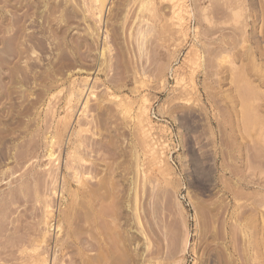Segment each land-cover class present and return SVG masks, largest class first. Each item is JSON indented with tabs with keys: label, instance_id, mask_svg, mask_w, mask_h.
<instances>
[{
	"label": "rangeland",
	"instance_id": "obj_1",
	"mask_svg": "<svg viewBox=\"0 0 264 264\" xmlns=\"http://www.w3.org/2000/svg\"><path fill=\"white\" fill-rule=\"evenodd\" d=\"M46 261L264 264V0H0V264Z\"/></svg>",
	"mask_w": 264,
	"mask_h": 264
},
{
	"label": "bare ground",
	"instance_id": "obj_2",
	"mask_svg": "<svg viewBox=\"0 0 264 264\" xmlns=\"http://www.w3.org/2000/svg\"><path fill=\"white\" fill-rule=\"evenodd\" d=\"M80 92H81V91H80ZM84 93H85V92H84ZM82 95H83V94H82ZM82 95H81V93H80V97H81ZM84 97H85V96H84ZM103 208H104V207H103ZM105 210H106V209H104V211H105ZM101 214H102V213H101ZM103 214H104V212H103ZM103 214H102V215H103ZM19 250H20V249H19ZM20 251H21V250H20ZM18 258H19V257H18ZM44 258H45V257H44ZM4 259H6V258H4ZM38 259H39V258H38ZM42 260H43V259H42ZM38 261H39V260H38ZM38 261H37V262H38ZM44 261H45V260H44ZM37 262H36V264H37ZM33 263H34V262H33ZM39 263L42 264L41 262H39ZM53 263H54V262H53ZM31 264H32V263H31ZM45 264H47V261H46ZM62 264H65V263H62Z\"/></svg>",
	"mask_w": 264,
	"mask_h": 264
}]
</instances>
